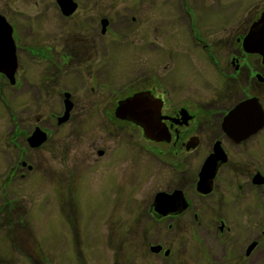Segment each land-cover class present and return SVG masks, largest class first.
Instances as JSON below:
<instances>
[{
  "label": "rangeland",
  "instance_id": "1",
  "mask_svg": "<svg viewBox=\"0 0 264 264\" xmlns=\"http://www.w3.org/2000/svg\"><path fill=\"white\" fill-rule=\"evenodd\" d=\"M181 1L100 0L98 8L88 7L87 16L99 11L112 19V29L94 37L95 53L89 46L86 60L62 62L61 52L68 56L63 49L67 32L57 29L56 14L34 19L27 16L35 10L31 1L0 0V12L17 24V84L0 74V264H235L239 260L231 252L225 260L220 233L219 239L214 236L216 226H195L192 235L202 244L186 240L182 246L183 229L151 225L144 217L134 220L164 180V168L146 149L158 144H148L130 124H123L116 134L114 128L119 127L105 118L115 98L149 85L158 90L162 77L178 87L166 94L174 102L191 96L202 102L212 99L213 105L222 107L224 60L219 50L215 53L220 62L215 63L206 50L192 46L193 32L187 33L186 21L179 15ZM194 1L208 10L198 16L203 27H213L211 40L221 36L219 21L240 18L245 10L255 15L264 8V0ZM19 5L23 13L18 12ZM131 14L136 17L133 22L124 18ZM51 17L54 23L48 29L53 36L37 40L47 31L36 33L28 26L43 25ZM151 40L163 41V46ZM46 42L52 46L51 59L35 54L41 47L34 44ZM240 94V89L233 91V97ZM66 97L73 103L67 112L71 115L57 123ZM14 126L17 138L10 142ZM35 127L47 132L38 147L23 138ZM160 146L167 149L169 144ZM98 148L103 155L96 154ZM181 153L194 163L206 148ZM247 228L235 227L238 234H233L231 247L245 245ZM156 241L174 246L169 257L148 249ZM259 251L264 264V235ZM245 264H254V258Z\"/></svg>",
  "mask_w": 264,
  "mask_h": 264
},
{
  "label": "flooded vegetation",
  "instance_id": "2",
  "mask_svg": "<svg viewBox=\"0 0 264 264\" xmlns=\"http://www.w3.org/2000/svg\"><path fill=\"white\" fill-rule=\"evenodd\" d=\"M29 1L31 2L28 3L35 5V10L32 15L27 14L28 17L37 19L44 14H56L60 20L56 26L57 29L67 32L63 49L68 50L69 57L66 56V52L65 56L61 52L62 62L66 59L74 60L79 57L81 60H86L85 55L89 46L93 47L95 53L94 37L106 34L113 24L110 17L101 15L99 11H94V16L91 14L87 16L89 9L99 7L100 0ZM201 1L212 2L213 0ZM257 4L255 3V6ZM179 7V15L185 19L187 24V33L193 32L191 36L189 35L192 46L206 50L209 59L215 63L220 62L219 54H216L215 51H220V57L222 56V60H224L221 63V76L226 81L225 85L222 86L225 99L221 108L213 105L212 99L209 100L210 102H202L192 99L191 96L174 102L173 99L167 98L166 94L169 93L168 91L178 90V87L173 86V84L169 85L167 81H171L162 77V80L159 81L158 90L154 85L134 89L115 98L112 110H105V118L112 124V127H119L114 128L117 131L114 133L118 134V130L123 124H130L139 130L143 140L147 141L148 144H158V146L148 145L146 149L151 156L158 159L164 168V180L158 189L153 191L151 199L146 202L134 220L137 221L144 217L151 225L163 224L174 226L180 231L183 229L182 246L186 240L194 246L197 241L199 242L192 235L195 233L192 231L195 226H216L214 236L218 238L217 234L220 233V239H218L224 242L223 257L225 260H227V256L233 253L231 257L239 256V260L235 264H245L246 260L252 257L254 264H261L259 247L262 235H264V37L261 36V30H264V17L261 19V15L264 14V8L257 10L255 15H249L250 10H245L240 18L227 20L224 23L219 21L221 36L211 40L208 34L213 37V33L209 31L213 30V27H203L201 23L199 24L198 16L199 11L205 14L208 10L200 9L194 0H182ZM18 8V12H24L20 9V5ZM15 11L17 12V9ZM0 15H3L10 25V40L12 42L10 45L15 61L12 81L9 80L4 71H0V74L9 82L17 84L15 76L17 68V24L9 22L2 12ZM124 18L133 22L136 17L131 14L124 16ZM52 19L53 17L49 18L43 25L41 22H35L28 26L36 33L47 31L45 36L40 35L36 38L37 40L43 38L49 40L53 36L48 29V27L53 26ZM215 31L220 32L216 29ZM114 32L121 36L118 31L114 30L113 34ZM162 42L150 41V43L158 44V46H163ZM131 43L133 42L131 41ZM36 44H34L35 48L38 46L41 48L39 51L36 50L35 54L51 59L52 46L50 43ZM0 67H7L6 59H0ZM4 70L6 69L4 68ZM235 84L237 87L234 86ZM236 88L240 89L241 94L233 97V91ZM137 90H148L153 104L155 101L159 102L158 113L156 114L157 122L167 132L158 133V130H155L153 135L154 137H163V134H167V140L146 136L142 127L128 118L127 111L120 110V113H115L114 109L118 100ZM240 102H244V104L235 108L236 104ZM71 105H73L72 101ZM70 115L71 112L69 111L68 116L63 120H59L61 114L60 116L56 115V122H65ZM215 126L218 131L216 130L214 133ZM11 131L13 133L8 140L13 142L17 138L16 126ZM30 132L31 130L23 135L26 141H28L27 136ZM210 132L212 134H209ZM131 135L130 133L129 136ZM193 142L194 146L187 149L186 146ZM160 144H169V146L165 149ZM201 146H205L206 154L194 163L187 159L189 157L187 154L181 153L182 151L189 152L192 149L199 150ZM214 148L220 150V155L213 153ZM103 153L102 148L96 150V154L99 156ZM208 154H213V156L204 169L205 158ZM189 168L192 169L187 173ZM203 188L208 190L202 191ZM157 190L164 192V196L156 199ZM153 195L155 196L153 197ZM245 225L248 226L247 235H244L246 238L245 245L243 247L238 245L237 248L231 247V241L236 238V236L233 237V234H238L235 227L238 226V228L245 230ZM199 243L201 245L202 241ZM155 244L158 246L156 252L165 257L170 256L174 247L171 244L166 246L162 241H156ZM249 244L251 247L247 250ZM148 249L152 251L151 243L148 244ZM202 250L204 251L203 254L209 255V251L206 252L203 248Z\"/></svg>",
  "mask_w": 264,
  "mask_h": 264
},
{
  "label": "water",
  "instance_id": "3",
  "mask_svg": "<svg viewBox=\"0 0 264 264\" xmlns=\"http://www.w3.org/2000/svg\"><path fill=\"white\" fill-rule=\"evenodd\" d=\"M67 1V0H66ZM72 8V7H70ZM10 25L7 23L3 15H0V59L5 55L6 50V56H7V67H4L6 70H3L2 67H0V71H4L5 74L9 77V80L12 81V74L13 70L15 68V61H14V55L12 52V48L10 45ZM12 43V42H11ZM6 48H5V47ZM2 56V57H1ZM67 96V93H66ZM244 104V102L237 103L235 108L238 106H241ZM152 105V106H151ZM71 106V102L68 100V98H64V110L63 115L59 120H63L67 116V112L69 107ZM144 107H148L151 109V114H148ZM159 108V102H153L150 100V96L148 93V90H137L131 93L129 96H126L125 98L119 99L116 106H115V113H120V110L123 112H128L127 116L128 118H131L135 123L139 124L142 127L143 133L150 137L155 139H165L167 140V136H161V137H154L153 131L158 130L157 132H163L164 128H162L159 123L157 122L158 117L156 114L158 113L157 109ZM122 114V113H121ZM120 115V114H117ZM122 116V115H120ZM125 116V115H124ZM167 131L165 130V133ZM45 138V132L38 127H35L30 134L27 136V140L29 145L31 146H37L41 143L42 140ZM194 145V142L190 145H187L186 147H191ZM215 147V146H214ZM221 150V148L219 147ZM220 150L218 151L217 148H214L213 153L220 155ZM211 155H207L204 162V169L208 166L209 161L211 159ZM222 158V157H221ZM222 160V159H219ZM214 170V169H213ZM212 171V170H211ZM207 188H203L202 191H207ZM161 196H164V192H158L156 193V199H159ZM251 247V244L248 245L247 250ZM158 246H151L152 250H157Z\"/></svg>",
  "mask_w": 264,
  "mask_h": 264
},
{
  "label": "bare ground",
  "instance_id": "4",
  "mask_svg": "<svg viewBox=\"0 0 264 264\" xmlns=\"http://www.w3.org/2000/svg\"><path fill=\"white\" fill-rule=\"evenodd\" d=\"M264 17V14L263 15H261V19ZM264 19V18H263ZM261 36H262V38L264 37V30H261ZM252 35V34H251ZM255 35V34H254ZM263 40V39H262ZM259 47V46H258ZM261 51V50H260ZM261 54V53H260ZM2 57V56H1ZM3 59H7V56H6V50H5V55H3V57H2ZM3 68V70H4V67H2ZM152 106V105H151ZM144 109H145V111L148 113V114H151V109L150 108H148V107H144ZM170 202H173V201H170Z\"/></svg>",
  "mask_w": 264,
  "mask_h": 264
}]
</instances>
